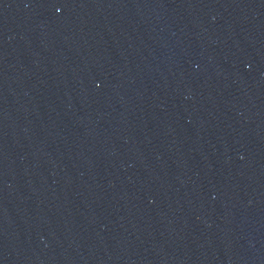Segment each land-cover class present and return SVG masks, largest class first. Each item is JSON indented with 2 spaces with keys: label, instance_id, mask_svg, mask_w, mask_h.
Wrapping results in <instances>:
<instances>
[{
  "label": "water",
  "instance_id": "1",
  "mask_svg": "<svg viewBox=\"0 0 264 264\" xmlns=\"http://www.w3.org/2000/svg\"><path fill=\"white\" fill-rule=\"evenodd\" d=\"M0 264H264V0H0Z\"/></svg>",
  "mask_w": 264,
  "mask_h": 264
}]
</instances>
